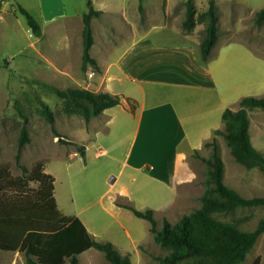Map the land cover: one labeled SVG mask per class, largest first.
<instances>
[{
    "label": "rangeland",
    "instance_id": "1",
    "mask_svg": "<svg viewBox=\"0 0 264 264\" xmlns=\"http://www.w3.org/2000/svg\"><path fill=\"white\" fill-rule=\"evenodd\" d=\"M6 1L9 2L7 5ZM64 1L67 13L79 9L86 10L85 0ZM116 1L105 0L108 4ZM193 1L196 15L190 31L203 36L206 16L202 13L207 8L208 0ZM214 2L218 34L213 60L222 51L233 48L235 45L232 44H244V48L240 49L243 58L249 57L251 51L260 56L253 66L244 65L245 74H248V70L254 72L252 67L259 64L256 73L261 77L264 73V21L255 22L254 13L264 6V0ZM17 3L19 2L16 0H1L0 5V9L3 8L0 16V167L6 168L11 177L21 175L14 155L20 129L25 124L29 141L21 149L19 162L29 170L35 163L41 162L55 173L54 189L59 208L65 213L79 212L80 218L90 229L95 228L100 239L111 241L122 254L129 253L132 264H161L158 257L167 253L169 247L161 246L153 240L152 233L148 230V221L135 216L131 210L119 209L110 202L114 190L128 183L130 178L123 176L113 184L112 189L106 190L109 186L108 179L115 173L112 172L110 176L101 173V164L108 160V154L104 152L98 157L94 156L97 150H104L106 143L95 135L89 121H85L80 114L65 113L62 99L46 87L51 85L60 89L85 88L94 82L89 74L91 72L81 69V21L76 22V28L75 25L71 27L70 19L67 18L52 23L42 22L44 34L36 37L29 29L24 16L18 12ZM184 10L185 0H126L125 15L109 12L100 14L91 22L94 44L89 53L99 61L116 57L131 39L129 28L135 30L140 26L143 30H150L151 37L168 40L165 37L170 38L171 35L163 32L161 26L167 24L185 32L181 26ZM69 41H72L70 46L63 48ZM234 83L246 86L242 96H264V82L250 87L249 81L244 77ZM38 99L45 102L51 110L52 122L41 113ZM248 115L251 119V143L264 155V109H253ZM217 136L225 184L244 197L264 195V174L256 167L246 169L236 162L223 137L220 134ZM84 143L89 145L87 157H72L71 153L76 150V145ZM209 149L203 146L198 154L206 157ZM193 158L202 166L205 165L194 154ZM116 167H119V164L116 163ZM204 177L205 174L198 178L200 185L190 191L188 199L177 200L168 212L157 211L153 214L157 228L161 226L163 217L173 222L183 213L200 205ZM139 179L143 180L142 177ZM131 183L130 179L129 184ZM37 186L38 182L35 180L28 182L29 191L35 190ZM117 202L129 204L124 197L117 196L115 203ZM220 217L236 221L241 229L252 230L258 221L264 218V205L237 208L233 214ZM85 219L95 227L92 228ZM256 258L259 264H263V232L258 235L245 260L238 264H251ZM78 259L80 264H110L104 253L93 247L80 253ZM0 264H26L25 254L19 250L0 249Z\"/></svg>",
    "mask_w": 264,
    "mask_h": 264
},
{
    "label": "crops",
    "instance_id": "2",
    "mask_svg": "<svg viewBox=\"0 0 264 264\" xmlns=\"http://www.w3.org/2000/svg\"><path fill=\"white\" fill-rule=\"evenodd\" d=\"M16 1L40 24L67 18L75 28L80 20L82 28L83 10L67 13L64 0ZM91 2L102 11L101 14L126 13V0H117L113 4L105 0ZM161 27L163 32L171 35L170 38L163 35L168 40L151 37V31L143 30L142 26L135 30L129 28L131 39L116 57L99 61L91 55L99 71H90L94 82L85 88L120 96L119 103L88 120L91 130L107 145L103 148L108 160L102 162L101 173L106 176L115 173V179L108 180L106 190L112 189L123 176L132 180L131 184L129 179L128 183L115 189L110 196L111 204L119 209L127 208L115 203L117 196L124 197L138 209L151 208L153 213L168 212L177 200L188 199L190 191L200 185L198 178L206 171L205 165L193 158L194 150L201 151L213 131L222 128V111L226 107L235 109L244 94L246 86L234 82L244 77L250 87L264 82V73L261 77L256 73L259 64L252 67L254 72L248 70L245 74L244 65L253 66L260 56L250 50V56L243 58L240 49L244 44H232L235 45L233 48L222 51L213 60L214 44L208 60L202 61L199 42L203 36L193 31H178L167 24ZM70 43L72 41L62 47L68 48ZM93 44L94 40L91 46ZM130 103H133L132 107ZM84 140L87 142L86 138ZM83 146L86 158L89 145L84 143ZM78 155L77 150L71 153L72 157ZM44 170L55 176L46 165ZM55 180L54 177V188ZM53 195L59 208L55 189ZM72 215L80 218L79 212ZM80 220L89 233L100 239L95 225L85 219L94 228L90 229L82 218Z\"/></svg>",
    "mask_w": 264,
    "mask_h": 264
},
{
    "label": "trees",
    "instance_id": "3",
    "mask_svg": "<svg viewBox=\"0 0 264 264\" xmlns=\"http://www.w3.org/2000/svg\"><path fill=\"white\" fill-rule=\"evenodd\" d=\"M85 5L86 10L81 16V69L99 71L89 49L93 43L91 20L102 11L96 9L91 0H85ZM17 10L24 16L31 32L40 37L42 27L38 20L19 3ZM202 14L206 16V22L204 35L199 42V54L202 61H207L218 34L214 0H208ZM195 15L194 1L185 0L181 26L186 31L193 28ZM254 21H264V6L254 13ZM46 87L62 99L65 113L80 114L85 121L120 100L116 94L95 92L88 88ZM38 102L41 113L52 122L53 114L47 104L41 99ZM130 105L132 107L133 103ZM254 108L264 109V96H242L235 109L226 107L221 114L222 128L215 129L211 139L204 142V146L210 148L208 156H200L194 150L193 154L206 167L204 190L198 207L183 213L173 222L163 217L161 226L157 228L153 209H138L131 204L117 202L135 216L147 220L153 240L169 247L167 253L158 257L161 264H238L245 260L258 235L264 233V218L258 221L254 229L245 230L236 221L220 217L233 214L237 208L264 205V195L244 197L225 184L224 166L217 142V135L220 134L236 162L246 169L256 167L264 174V155L253 147L249 134L247 111ZM28 141V130L23 124L14 155L21 175L11 177L6 168L0 167V249L24 252L26 264H80L78 255L93 247L102 251L110 264H132L129 253H120L109 240L96 239L78 216L65 214L57 207L53 195L54 176L44 170L45 165L37 162L29 170L19 162L21 149ZM76 150L84 156L83 145H76ZM30 180L38 182L35 190L29 191ZM251 264H259L258 258Z\"/></svg>",
    "mask_w": 264,
    "mask_h": 264
},
{
    "label": "built area",
    "instance_id": "4",
    "mask_svg": "<svg viewBox=\"0 0 264 264\" xmlns=\"http://www.w3.org/2000/svg\"><path fill=\"white\" fill-rule=\"evenodd\" d=\"M90 75H92V72L91 73H89ZM104 153V150L103 149H99V150H97L95 153H94V156L95 157H98V156H100L101 154H103Z\"/></svg>",
    "mask_w": 264,
    "mask_h": 264
},
{
    "label": "water",
    "instance_id": "5",
    "mask_svg": "<svg viewBox=\"0 0 264 264\" xmlns=\"http://www.w3.org/2000/svg\"><path fill=\"white\" fill-rule=\"evenodd\" d=\"M108 180H109V182H112L114 180V176H110V178Z\"/></svg>",
    "mask_w": 264,
    "mask_h": 264
},
{
    "label": "bare ground",
    "instance_id": "6",
    "mask_svg": "<svg viewBox=\"0 0 264 264\" xmlns=\"http://www.w3.org/2000/svg\"><path fill=\"white\" fill-rule=\"evenodd\" d=\"M115 179V178H114Z\"/></svg>",
    "mask_w": 264,
    "mask_h": 264
}]
</instances>
